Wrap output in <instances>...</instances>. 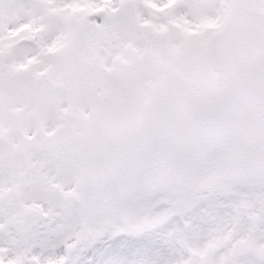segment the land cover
<instances>
[{
    "label": "snow or ice",
    "instance_id": "1",
    "mask_svg": "<svg viewBox=\"0 0 264 264\" xmlns=\"http://www.w3.org/2000/svg\"><path fill=\"white\" fill-rule=\"evenodd\" d=\"M0 264H264V0H0Z\"/></svg>",
    "mask_w": 264,
    "mask_h": 264
}]
</instances>
